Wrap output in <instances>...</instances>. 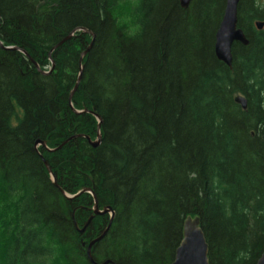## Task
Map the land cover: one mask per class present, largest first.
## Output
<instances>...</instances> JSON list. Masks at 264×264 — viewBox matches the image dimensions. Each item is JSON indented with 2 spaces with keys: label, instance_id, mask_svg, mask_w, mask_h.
I'll list each match as a JSON object with an SVG mask.
<instances>
[{
  "label": "trees",
  "instance_id": "trees-1",
  "mask_svg": "<svg viewBox=\"0 0 264 264\" xmlns=\"http://www.w3.org/2000/svg\"><path fill=\"white\" fill-rule=\"evenodd\" d=\"M126 1L0 0V44L19 50L0 46V193L15 199L0 225V264H172L189 216L199 218L209 264H256L264 252V28L254 23H264V0H239L237 27L249 44L233 45L231 68L214 54L225 0H190L185 10L180 0H139L136 38L116 17ZM92 114L101 121L97 148L72 139L96 140ZM66 141L54 152L35 145ZM83 189L113 213L93 263L86 248L109 216L78 233L93 198L63 194Z\"/></svg>",
  "mask_w": 264,
  "mask_h": 264
},
{
  "label": "water",
  "instance_id": "water-1",
  "mask_svg": "<svg viewBox=\"0 0 264 264\" xmlns=\"http://www.w3.org/2000/svg\"><path fill=\"white\" fill-rule=\"evenodd\" d=\"M189 3H190V0H180V2H179L180 7L183 10L188 8ZM238 3H239V0H225V6H224L222 19L220 21V24H219L218 29H217L216 34H215V43H214L215 57L217 58V60L219 62L223 63L228 68H231V64H232L231 50H232L233 45L239 44L243 47H246L249 44V41L245 37L243 31L237 27ZM254 26H255L257 31H261L264 28V23L255 22ZM77 31L78 30H75L72 33H70L65 39H63L58 45H56L53 50L62 46L64 43H66L67 41L72 39V37L75 35V33ZM82 31H83V33H88L85 30H82ZM91 37H92L91 43L88 45L87 49L83 53H81V55H80L79 77L77 79V82H76L73 90L70 92L69 99H68V102H69V105L71 108H72V106H71L72 95L75 92V90H76V88L80 82V75H81V70H82V67L80 65L81 61H82L83 57L87 54V52L90 50L92 43H93V35H91ZM0 46H1V44H0ZM2 48L4 50L19 51L16 48H13V49L12 48H4V47H2ZM29 60L34 64L36 69L39 72H41L39 70V67L31 59H29ZM52 70H53V63L51 64V68L49 70V73L52 72ZM41 73H43V72H41ZM49 73H46V74H49ZM234 103L236 105H238L243 111H246L247 102H246L244 97H242L241 95H236L234 97ZM73 112L75 114L88 113L87 111L77 112L75 110H73ZM92 115L94 116V118L96 119V121L98 123L97 124L96 140L92 142L89 138L84 137V136H77V137H73L72 139H74V138L86 139L88 144L92 148H97L99 146V143L101 140V136H100V122L101 121L97 117V115H94V114H92ZM72 139H69V140H72ZM68 141L64 142L58 148L53 149V150L48 149L46 147L45 143H43V142H37L35 145H36V147H38V145L44 147L46 149V151H48V152H54V151L62 148L63 145L66 144ZM48 173L50 175L51 181L54 183L55 182L54 177L50 174L49 170H48ZM85 193L90 194L91 197L93 198L92 215L89 217V219L87 220V222L85 223V225L81 229H78V227H76L78 233L82 234L85 231V229L88 227L91 220L95 216L96 217H101L104 215L109 216V223H108V226L106 227V229L103 231V233L98 238L92 240L86 248V256L89 259V261L91 263H93V261L91 259V254H90L91 248L94 244L101 241V239L107 234V231L110 227L111 220L113 218V213H112V210L110 208H104L102 210L98 209L96 199H95V197H94V195L90 189H83L81 192L77 193L74 196H69V195H66L65 193L63 195L67 199L72 200V199L79 197L82 194H85ZM82 246H84V245H82ZM207 254H208V247H207L205 238H204L203 233H202L200 226H199V218L198 217L191 218L190 216L187 217L183 223L182 240H181L178 248L175 251V255H174V259H173L172 264H209ZM104 264H106V263H104ZM256 264H264V252Z\"/></svg>",
  "mask_w": 264,
  "mask_h": 264
},
{
  "label": "rangeland",
  "instance_id": "rangeland-1",
  "mask_svg": "<svg viewBox=\"0 0 264 264\" xmlns=\"http://www.w3.org/2000/svg\"><path fill=\"white\" fill-rule=\"evenodd\" d=\"M126 3H128V1L122 4H126ZM131 11H132V8L127 9V8L119 7L116 13L117 20L126 33H129L133 29L136 28V25L134 24V18L132 17ZM14 203H15L14 198L5 197L4 195L0 193V225L4 221H9L10 219H12L14 215L13 213Z\"/></svg>",
  "mask_w": 264,
  "mask_h": 264
},
{
  "label": "clouds",
  "instance_id": "clouds-1",
  "mask_svg": "<svg viewBox=\"0 0 264 264\" xmlns=\"http://www.w3.org/2000/svg\"><path fill=\"white\" fill-rule=\"evenodd\" d=\"M121 8H136L139 7V0H128V3L120 5ZM141 33V27L137 26L135 29H133L131 32L127 33V35L130 38H136L140 35Z\"/></svg>",
  "mask_w": 264,
  "mask_h": 264
}]
</instances>
